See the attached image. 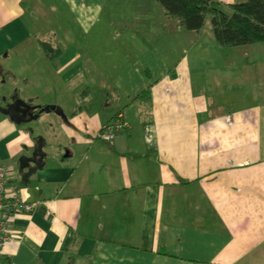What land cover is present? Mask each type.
Wrapping results in <instances>:
<instances>
[{
    "label": "crops",
    "instance_id": "obj_1",
    "mask_svg": "<svg viewBox=\"0 0 264 264\" xmlns=\"http://www.w3.org/2000/svg\"><path fill=\"white\" fill-rule=\"evenodd\" d=\"M0 60L68 119L0 111L7 190L35 203L0 264H264V41L221 45L160 0H0Z\"/></svg>",
    "mask_w": 264,
    "mask_h": 264
},
{
    "label": "trees",
    "instance_id": "obj_2",
    "mask_svg": "<svg viewBox=\"0 0 264 264\" xmlns=\"http://www.w3.org/2000/svg\"><path fill=\"white\" fill-rule=\"evenodd\" d=\"M166 12L181 17L184 26L199 34L208 17L221 45L264 41V0H160ZM47 52L52 49L42 42Z\"/></svg>",
    "mask_w": 264,
    "mask_h": 264
},
{
    "label": "built area",
    "instance_id": "obj_3",
    "mask_svg": "<svg viewBox=\"0 0 264 264\" xmlns=\"http://www.w3.org/2000/svg\"><path fill=\"white\" fill-rule=\"evenodd\" d=\"M128 125L129 122L122 118V114H119L112 121L103 124L93 137L112 141ZM12 172L11 165L0 161V248L11 237H20L19 231L9 227L12 216L21 211H31L35 204L21 198L14 190H7L6 181Z\"/></svg>",
    "mask_w": 264,
    "mask_h": 264
},
{
    "label": "water",
    "instance_id": "obj_4",
    "mask_svg": "<svg viewBox=\"0 0 264 264\" xmlns=\"http://www.w3.org/2000/svg\"><path fill=\"white\" fill-rule=\"evenodd\" d=\"M15 104L23 105L21 109H17V114L13 113L10 108V105H0V111L7 114L11 118V120L16 123L25 122L27 120L37 117L39 112L49 110H54L63 119H65L66 121L68 120L67 115L63 111L62 107L57 104L31 105L29 102L21 98H17ZM35 108H37L38 111H34ZM42 156V145L40 142H38L35 148L32 150L31 154H22L19 157V170L23 171L22 175L24 182H27L28 175L30 172H32L43 164Z\"/></svg>",
    "mask_w": 264,
    "mask_h": 264
},
{
    "label": "rangeland",
    "instance_id": "obj_5",
    "mask_svg": "<svg viewBox=\"0 0 264 264\" xmlns=\"http://www.w3.org/2000/svg\"><path fill=\"white\" fill-rule=\"evenodd\" d=\"M187 46L189 47V44H187ZM227 46L231 47V46H235V45H227ZM224 59H225L226 63H228V64L231 63V61H230L231 58L229 56H225ZM6 61H7V63L13 65L15 69L18 68V66H19V60L14 56H10ZM4 69H5V65L0 60V70L4 71ZM2 75L3 74H1V77H0V92H3L6 89H8V90L10 89L13 91L15 96H17V98H21V97H19L20 96L19 93L22 94V89L20 87L22 85V80L20 79V76H18L17 78H14L12 80L10 78L4 79V75L3 76ZM23 93H24V91H23ZM46 131L50 132L51 128L49 127V129H46Z\"/></svg>",
    "mask_w": 264,
    "mask_h": 264
},
{
    "label": "flooded vegetation",
    "instance_id": "obj_6",
    "mask_svg": "<svg viewBox=\"0 0 264 264\" xmlns=\"http://www.w3.org/2000/svg\"><path fill=\"white\" fill-rule=\"evenodd\" d=\"M16 100H17V96H15L13 91L10 90V89L9 90L6 89V90H4L3 92L0 93V105L1 106L10 105V108L13 111L14 114H17V109H21V107L23 106V105L15 104ZM34 111H38V109L35 108ZM19 123H22V122H19ZM27 201L33 202L32 200H27Z\"/></svg>",
    "mask_w": 264,
    "mask_h": 264
}]
</instances>
